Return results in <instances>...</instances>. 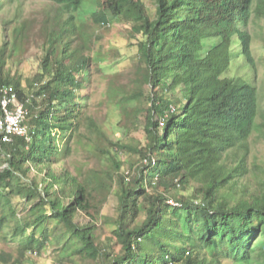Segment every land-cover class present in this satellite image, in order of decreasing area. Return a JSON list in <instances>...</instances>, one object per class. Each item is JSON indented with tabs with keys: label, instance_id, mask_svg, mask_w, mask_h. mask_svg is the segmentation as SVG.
<instances>
[{
	"label": "trees",
	"instance_id": "16d2710c",
	"mask_svg": "<svg viewBox=\"0 0 264 264\" xmlns=\"http://www.w3.org/2000/svg\"><path fill=\"white\" fill-rule=\"evenodd\" d=\"M20 1L0 0L16 4L0 20V87L29 126L28 141H0V263L48 249L50 264H264L255 0H22L40 3L24 17ZM116 19L137 52L107 73ZM112 194L118 213L100 223Z\"/></svg>",
	"mask_w": 264,
	"mask_h": 264
},
{
	"label": "rangeland",
	"instance_id": "374dc122",
	"mask_svg": "<svg viewBox=\"0 0 264 264\" xmlns=\"http://www.w3.org/2000/svg\"><path fill=\"white\" fill-rule=\"evenodd\" d=\"M148 8L153 9L154 7V0H142ZM256 2L254 1L253 5V12L250 24L248 25V32L252 36V52L253 57L256 62L257 71H258V80H257V86L259 91V101H260V108L262 112V116L258 117L256 121V125L258 126L259 130L258 132H253L250 144H251V163L255 164L257 167H262L264 165V14L263 12H258L256 9ZM21 7L23 9V15L22 17L26 16L29 11H32L35 8H38L40 5L37 1H20ZM16 4L12 6H7V8L3 9L0 12V20L2 17H10L14 15V10L12 7H15ZM96 22V19H95ZM86 23L90 25L91 19L87 16ZM112 26H109L110 29L107 31L105 36L103 37V49L102 52L105 50H116L119 52L118 57L116 58L115 62H113L110 65H107V63H99L100 67L104 69L107 73L110 72H116L118 70H121L125 68L129 63L131 58L136 55L137 49L134 44V39L124 34V30L129 28L126 23H122L120 21L113 20ZM107 28V27H106ZM1 33V32H0ZM127 36V37H126ZM1 43V42H0ZM36 50L32 49L31 52H34ZM33 56V55H31ZM108 57V56H107ZM34 67H36V64L34 60L30 63L23 62L21 65V71L24 74L25 77H30L32 74H34ZM96 81V91L93 94V101H97L99 98L102 90H103V80L101 75L95 76ZM91 87V86H90ZM88 87V88H90ZM112 119L111 123L114 124L117 122L118 118L115 116ZM28 122V121H27ZM144 164V162H142ZM2 168L6 167L5 164L0 163ZM255 168V167H254ZM124 173L131 172L128 170V168L124 167ZM130 176V175H129ZM253 186H249L246 189H251ZM117 201L114 194L110 195L107 203L102 208V219H98L99 222H103L108 217H114L118 213L117 209ZM104 228L106 230L105 233L110 236V231L112 230V226L109 224H105ZM50 230V229H49ZM52 233V232H51ZM4 240L0 237V251L4 249L5 247ZM51 255L50 251L48 249H45L43 252V255L40 257H31L30 261H27L25 264H50L51 261ZM1 264V263H0Z\"/></svg>",
	"mask_w": 264,
	"mask_h": 264
},
{
	"label": "built area",
	"instance_id": "2783aa9c",
	"mask_svg": "<svg viewBox=\"0 0 264 264\" xmlns=\"http://www.w3.org/2000/svg\"><path fill=\"white\" fill-rule=\"evenodd\" d=\"M28 112L24 104L19 102L17 93L8 86L0 87V141L10 143L13 137L29 140V126H27ZM129 173L125 174L128 180ZM31 257H38L37 253H30Z\"/></svg>",
	"mask_w": 264,
	"mask_h": 264
},
{
	"label": "bare ground",
	"instance_id": "6f19581e",
	"mask_svg": "<svg viewBox=\"0 0 264 264\" xmlns=\"http://www.w3.org/2000/svg\"><path fill=\"white\" fill-rule=\"evenodd\" d=\"M10 88V87H9Z\"/></svg>",
	"mask_w": 264,
	"mask_h": 264
}]
</instances>
